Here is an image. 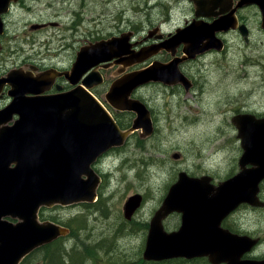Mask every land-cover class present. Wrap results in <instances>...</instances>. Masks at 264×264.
<instances>
[{
	"label": "water",
	"instance_id": "95a60500",
	"mask_svg": "<svg viewBox=\"0 0 264 264\" xmlns=\"http://www.w3.org/2000/svg\"><path fill=\"white\" fill-rule=\"evenodd\" d=\"M254 1L264 8V3L258 0L248 2ZM7 2L0 0V10ZM221 28L228 27L224 23L215 28L189 26L187 31H191L192 38L188 34L189 45L184 49L188 57L211 48L220 50L214 42V32ZM130 36L132 33L126 32L81 47L69 80L75 82L92 70L82 82L90 88L101 82L102 76L96 70L100 63L115 58V63L127 67L165 47L148 45L133 51L130 47L134 44L128 42ZM171 64L153 62L112 82L106 93L110 105L135 114L131 126L124 131L84 88L37 96L27 102L15 98L10 109H15L19 119L0 135V264H18L32 250L67 234L68 229L57 224L39 222L37 210L41 206L93 202L100 180L91 167L96 157L107 149L121 146L132 131L140 129L142 138L153 131L148 108L130 98L131 92L148 82L169 84ZM232 123L242 149L240 171L216 185L207 175L192 177L179 171L150 219L144 259L208 256L216 264H264V259H240L256 239L248 241L249 237L237 236L220 225L239 203H257L259 183L264 178V117L237 115ZM173 157L177 158L178 153ZM247 164L251 166L248 168ZM141 202L140 193L129 195L123 205L124 218L129 220ZM172 212L180 214V225L167 232L162 220Z\"/></svg>",
	"mask_w": 264,
	"mask_h": 264
},
{
	"label": "rangeland",
	"instance_id": "374dc122",
	"mask_svg": "<svg viewBox=\"0 0 264 264\" xmlns=\"http://www.w3.org/2000/svg\"><path fill=\"white\" fill-rule=\"evenodd\" d=\"M153 1L158 4V9L150 7ZM25 5L28 11L24 15L20 14L18 21L25 26L27 34L20 33L21 38L11 39L18 47H13L15 52L12 60L19 63L29 58L43 69L54 66L67 70L80 46L100 39L119 37L126 30L146 29L150 27V23L153 26L159 24L166 35L177 26H182L193 15L191 9L186 8L188 3L184 0H26ZM167 14L172 15L168 21L169 26L162 22ZM29 24L45 25L27 28ZM251 28L253 33L249 37V45H244L238 31L230 30L225 34L226 52L215 56L217 53L212 51L183 65L189 76L199 80L203 77L200 74L201 67L210 64L206 72L208 78L204 80L205 88L201 92L195 89L186 93L182 86L173 90L179 92L178 99H183L184 102L180 106L185 116L182 122L181 119L170 117L163 127L158 124L162 123V114H169L168 108H165L172 99L164 96L165 91L173 92L169 87L160 82H148L134 89L132 96L150 103L156 120L154 131L150 136L142 138L139 136V129L121 147L112 148L100 157L95 164L96 168L107 174L104 182L97 188L95 202L88 204L89 206L80 203L69 205L66 209L42 211L45 217L68 224L74 233L61 238L59 243L53 242L50 249L62 244L68 257L73 259L72 248L81 243V250L76 252L80 254L79 261L82 264H150V260L143 257L145 236L143 237L142 232L131 235L125 230L128 226L139 225L123 218L122 206L128 195L138 192L144 196L143 210L139 211L137 218L146 219V214H150L160 203L169 184L175 180L168 182L173 172L185 170L193 171L194 175L208 173L226 177L238 171L237 160L241 150L236 129L229 125L232 116L230 107L241 100V103L247 104L245 109L260 111L261 114L264 110V103L259 101V96L264 94L263 65L251 68V71L260 76L255 74L253 77L254 87L250 92L240 93L241 86L245 85V74L236 76L237 68L243 67L244 61L264 62V39L259 35V24L253 22ZM13 31L12 24L9 26L10 34ZM143 35L142 31L136 33L137 37ZM218 35L221 36V33ZM21 43L27 44L22 48ZM169 57L163 52L134 64L129 69H142L155 59ZM219 64L224 67H219ZM115 69V66H110L102 70L105 83L99 90L109 92V85L116 77ZM221 74L225 75L227 83H221ZM213 82L216 90L212 92L210 85ZM158 114L161 117L157 119ZM134 116L131 111H118L115 114L122 130L131 126ZM210 117L215 118L210 122L206 121ZM174 153H178L177 158L173 157ZM260 191V194L263 191L264 197V179L260 181ZM241 207L236 210L233 218L228 216L221 225L238 227L248 231L247 234L259 235L262 243L254 247L251 255H264V209ZM101 208H106L107 212L104 214ZM76 218L79 220L76 221ZM121 223L125 228L122 229V238L117 239L120 235L117 226ZM116 239L119 250L117 255L111 251L112 246L109 244L92 249L99 241L108 240L113 244ZM87 251L90 252V260L85 258ZM44 257L45 254L39 251L25 264H53L52 260L42 263ZM200 264L209 263L201 261Z\"/></svg>",
	"mask_w": 264,
	"mask_h": 264
},
{
	"label": "flooded vegetation",
	"instance_id": "af4514ba",
	"mask_svg": "<svg viewBox=\"0 0 264 264\" xmlns=\"http://www.w3.org/2000/svg\"><path fill=\"white\" fill-rule=\"evenodd\" d=\"M25 1L26 0H17L16 2H10L7 11L0 14V18L2 20V29H3V31L0 33V135L5 130H7L9 127H11L15 123V121L19 118V115L16 113L15 109L9 110L10 105L14 102L16 97H19L25 100L24 102H27V101H30L32 97L43 95L45 93L44 91L41 93V91H33V90H42L48 87L51 89L50 93L70 92L74 90L77 86H82L83 80L92 71L90 70L86 72L85 74H82L75 82H71L69 80L70 72H68L70 68L67 70H63V69H58L54 66H51V67H47L43 69L40 67L39 64L31 62L29 58L19 63L14 62L12 60V56L15 52V49L13 47H16V48L18 47L16 46L15 43L11 42V39L17 38V37L21 38L19 36L20 33L27 34V30H24L25 26L21 24V22L18 21V16L20 14L24 15L28 11L25 5ZM248 1L249 0H184V2L188 3L186 8H190L193 15L189 19L185 20L182 26H177L172 32H169L166 35L161 31V27L159 24H157L156 26H153L150 23V27L146 29L142 28L140 30H137V29L129 30V32L132 33V36H130V42L134 44L133 46H131L130 49L138 51L142 47H146L148 45L163 44L165 47L159 48L158 51L154 55L149 57L147 60H149L153 56H158L160 53H163V52L167 53L170 56L169 58H166V59L158 58V59L151 61V63L158 62L161 64H167V63L172 62L171 67H170V70L172 72V76L170 78L171 83L166 86L169 87L172 91L182 86L183 88L187 87L186 89L184 88L186 93L194 91L195 89H198L201 92L205 88L204 80L208 78L206 72L210 64L209 66L201 67L202 72L200 74L203 77H200L198 80L195 77L189 76L184 71L183 65L185 63H188L189 60H196L199 56L205 55L212 51L217 53L215 54V56L219 55V53L226 52L225 34H227L230 30L238 31L240 33V36L242 37V40L245 42L244 45H249L248 41H250L251 43V39L249 40V37L253 33V29L251 28L253 25V22H256L257 24H259V27H260L259 35L260 37L264 39V26H263L264 8L261 9L260 6L257 3H255V1L254 2H248ZM258 1L264 3V0H258ZM157 5L158 4L153 1L150 7L153 9H158ZM196 12H198L200 15L196 16L195 15ZM171 17L172 15L167 14L166 19H163L162 22L166 26H169L168 21L170 20ZM222 23L226 24V26L229 29L221 28L214 32V42L215 44H218L221 47V49L218 50L215 48H211L205 52L194 53V57H188L184 49L187 45H189L188 37H187L188 34L190 35L191 38H192V34H191V31H187V28L191 26L192 24L206 25L207 27L212 26L213 28H215ZM12 24L14 26V31L12 32V34H10L9 26H11ZM33 26L29 24L27 25V28L29 27L33 28ZM138 31H142L144 35L137 37L136 33ZM218 33H221V36H219ZM24 44H27V43H21L20 47L23 48ZM201 45L202 44H200L199 47ZM83 46H86V45H83ZM74 61L75 59L72 61V63ZM174 62H176V64H174ZM226 65L228 66L229 63H227ZM260 65H263V68H264V62H261V61L245 62L244 61L243 67L241 66L240 68H237L236 76H242V74H245L243 76L245 77L244 78L245 85L241 86L240 93L250 92V90L253 89L254 85L252 81L256 73L251 71V68L259 67ZM110 66L116 67V69L114 70V75H116V77L111 81V83L116 78H118L120 75L125 74L126 72H129V71H132L131 69H129L130 67H124L121 64L115 63L114 59H111L110 61H107L104 63H100L96 67V70H98L102 75L101 82L99 84L92 85L90 87V91L98 99H100L106 105L107 108L110 109L112 116L118 123L115 117V114L118 113V111H126V110L114 109L108 103L106 99V95H105L106 92L104 93L103 91L99 90V87H101L105 83V75L102 73V70ZM219 67H224V66L222 64H219ZM256 76H260V75L256 74ZM43 80H45V82H43ZM220 80H221V83H227V79L225 78L224 74L220 75ZM210 90L212 92L216 90V85L214 82L210 85ZM178 95H179L178 91H173V92L165 91L164 92L165 98L170 97L172 101L170 102L169 106H167L166 104L165 109L168 108V111H169L168 116L166 114H162V117H163L162 123L158 122V124L161 127H163L166 124V120H169L170 117H173L175 119L177 118L179 120L181 119V122L185 119L183 112H181L180 110V106L183 105L184 102H183V99L181 100L178 99ZM130 98L138 99L139 101L143 102L144 105L149 109L151 113V123H152L153 131H154L155 126H156V120H155L154 112L150 106V103L146 100H141L139 98H136L132 96V94L130 95ZM198 99L199 97L197 98V101ZM259 101L264 103V94L259 96ZM246 107H247V104H245L244 102L241 103V100L236 102L233 106L230 107L231 108L230 113H232V116L230 117L229 125L231 128L236 129L235 125L232 123V118L234 116L252 114L257 118L264 117V110L262 111L263 113L261 114L259 113L260 111L248 110V109H245ZM158 117H161V115L158 114L157 119ZM214 118L215 117H210L206 121L210 122ZM157 129L158 127L156 128V130ZM236 138L238 140V146L240 147V140L237 137V129H236ZM1 141L4 142L5 138H1ZM240 150L241 152L237 160L238 171L234 173L233 175H226V177H222V176H215L214 174H208V173L194 175L192 174L193 171H190V172L186 171V172L188 173V175L192 177H200L201 175H207L211 178L213 183L218 184L220 181L228 179L240 171L241 168L239 165V158L242 154L241 147H240ZM104 154L105 153H102L99 155V157L97 158V162L100 160V157ZM250 166L251 165L249 164L246 165V167L248 168ZM10 167H13V164H10ZM95 169L97 170V168ZM177 173L178 172L176 171L173 172L172 177L170 178L168 182L173 181ZM106 174L107 173H101L100 175L102 179V183L105 180L104 176ZM216 178L218 180H215ZM260 192L261 191L259 189V192L257 195L260 201L262 202L261 206H258V207L251 206L248 204V202H241L237 205L236 209L233 210L229 214L230 218L231 217L233 218V216L236 214V210L241 206L249 207L252 210H263L264 209L263 191L261 194ZM97 194L98 193L96 192V195ZM143 200H144V196L142 198V204L140 205L138 209H136V211L133 213L132 218L130 220H126L124 216L123 218L128 222H134V223L139 224L138 226L136 225L128 226L125 230L129 234L136 235L142 232L143 237L145 236L146 238L145 234H147L150 218L153 215L154 211L159 207L160 203L157 204V206H155L151 210L150 214L149 213L146 214V219L137 218L139 211L143 210ZM56 206L58 205H55L52 208H56ZM242 208L243 207H241V209ZM101 211L105 214L107 212V209L101 208ZM122 214H123V211H122ZM78 220L79 218H76V221ZM179 223H180L179 213H171L163 220V226L165 230L167 231L176 230L179 226ZM59 226L68 229L69 232L66 234V236L74 234L72 232V228L69 227L68 224L60 223ZM117 227H118V231L120 234L118 235L117 239H120L122 238L121 237L122 229L125 228V226H123V223H121ZM225 228L236 235L246 236V234L249 233L248 231L241 230L238 227L234 228L232 226H225ZM247 235H250V234H247ZM258 238H259V242H260V239L262 241V238L260 236ZM259 242L256 246L259 245ZM107 244L110 245V242L108 240H106L105 242H103V240L99 241V243L97 244V248L102 247ZM44 247L45 246H41L29 252L28 255L23 257L18 262V264H25V262L30 257L37 254ZM117 249H118V246L116 244L115 249L112 246L111 251L114 252V250L117 251ZM253 249L254 247H252L250 250L244 251L241 255V259H252V258L264 259V255H260V256L251 255ZM116 251L114 252V255L116 254ZM201 261H203L204 263L208 262L209 264H215L211 262L207 256H199V257H192V258H173V260H169L167 262H165V260H155V261L150 260L148 262H150V264H200ZM219 264H223V263H219Z\"/></svg>",
	"mask_w": 264,
	"mask_h": 264
},
{
	"label": "trees",
	"instance_id": "16d2710c",
	"mask_svg": "<svg viewBox=\"0 0 264 264\" xmlns=\"http://www.w3.org/2000/svg\"><path fill=\"white\" fill-rule=\"evenodd\" d=\"M64 224V223H63ZM59 241V240H58ZM58 241H54L55 243H59ZM116 241L112 244L110 243V245H112L115 249V245H116ZM99 242H97L98 244ZM51 247V244L50 245H46L44 248H42L40 250V252H43L45 254V257L42 259V263H48V261H53V264H82V261H79L80 260V254H78L76 252V250H81L82 246H81V243H80V246H75L74 248H72V251L71 253H73V259H70L68 257V252L65 250V248L62 247V244L60 245H56L55 246V249H50ZM97 248V245L96 246H92V249L93 250H96ZM118 250V249H117ZM116 250H114L115 252ZM113 252V253H114ZM90 256V252L87 251V254L85 256V258L87 260H90L88 257ZM54 260H55V263H54Z\"/></svg>",
	"mask_w": 264,
	"mask_h": 264
},
{
	"label": "bare ground",
	"instance_id": "6f19581e",
	"mask_svg": "<svg viewBox=\"0 0 264 264\" xmlns=\"http://www.w3.org/2000/svg\"><path fill=\"white\" fill-rule=\"evenodd\" d=\"M212 113V112H211ZM77 238H79L78 236H76ZM80 239V238H79ZM91 249V248H90ZM117 254H119V250H117L116 251V254L115 255H117Z\"/></svg>",
	"mask_w": 264,
	"mask_h": 264
}]
</instances>
